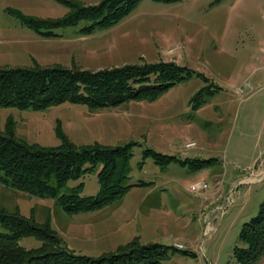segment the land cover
I'll list each match as a JSON object with an SVG mask.
<instances>
[{"label": "rangeland", "instance_id": "374dc122", "mask_svg": "<svg viewBox=\"0 0 264 264\" xmlns=\"http://www.w3.org/2000/svg\"><path fill=\"white\" fill-rule=\"evenodd\" d=\"M71 1L84 7L102 2ZM70 12L57 0H0V68L95 72L173 62L190 76L156 98L111 108H0V132L10 119L16 137L28 144L59 146L57 129L79 147L133 142L125 185L149 183L78 214L64 212L56 198L0 184V209L48 222L62 246L77 254L99 257L137 238L174 251L161 264H236L241 228L264 200V0H139L114 26L90 34L81 31L85 21L54 29L57 37L42 36L28 24ZM244 85L249 87L239 95ZM208 86L211 93L206 89L194 102ZM146 149L197 161L160 168L142 160ZM98 172L82 178V196L98 194ZM76 184L70 181L61 192ZM176 243L184 249H175ZM21 244L29 249L41 242L26 238ZM255 264H264V252Z\"/></svg>", "mask_w": 264, "mask_h": 264}, {"label": "trees", "instance_id": "16d2710c", "mask_svg": "<svg viewBox=\"0 0 264 264\" xmlns=\"http://www.w3.org/2000/svg\"><path fill=\"white\" fill-rule=\"evenodd\" d=\"M57 1L70 7L71 12L54 21L28 22L38 34L57 37L54 29L76 27L82 21L87 23L81 30L86 34L96 28L106 29L129 15L139 2L102 0L97 6L84 7L71 0ZM154 1L170 3L179 0ZM189 76L188 69L173 62L128 64L95 72L40 65L0 68V108L39 111L65 103L90 109L111 108L133 100L156 98ZM210 88L200 89L193 101L206 89L211 93ZM12 124L9 119L6 131L0 132V184L41 198H56L67 214L100 210L123 198L133 187L149 184L140 181L125 185L131 151L135 146L133 142L119 147L99 143L79 147L57 129L62 143L43 147L18 139ZM147 158L160 168L173 162L184 165L197 161L166 156L151 149L142 154V160ZM98 168V194L82 196V178ZM70 181L78 184L68 193H62ZM26 238H35L41 245L27 249L21 244ZM239 242L240 246L233 252L236 264H255L264 252V200L257 214L241 228ZM169 251L174 252L157 243L140 244L136 238L99 257L77 254L62 246L61 239L48 222L40 224L33 216L0 209V264H161Z\"/></svg>", "mask_w": 264, "mask_h": 264}, {"label": "built area", "instance_id": "2783aa9c", "mask_svg": "<svg viewBox=\"0 0 264 264\" xmlns=\"http://www.w3.org/2000/svg\"><path fill=\"white\" fill-rule=\"evenodd\" d=\"M263 59H262V67H263V70H264V53H263ZM247 87H249L248 85H244L243 87H239L238 90H237V93L239 95L242 94L243 90H245ZM193 188H196V186H193ZM174 247L177 248V249H184L182 245L180 244H174Z\"/></svg>", "mask_w": 264, "mask_h": 264}, {"label": "crops", "instance_id": "0c3cea01", "mask_svg": "<svg viewBox=\"0 0 264 264\" xmlns=\"http://www.w3.org/2000/svg\"><path fill=\"white\" fill-rule=\"evenodd\" d=\"M176 244H178V243H176Z\"/></svg>", "mask_w": 264, "mask_h": 264}]
</instances>
